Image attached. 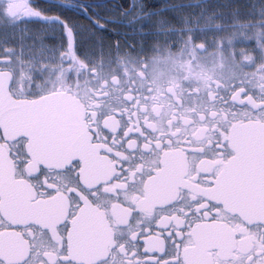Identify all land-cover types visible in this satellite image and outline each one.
Returning a JSON list of instances; mask_svg holds the SVG:
<instances>
[{"label":"snow or ice","instance_id":"1","mask_svg":"<svg viewBox=\"0 0 264 264\" xmlns=\"http://www.w3.org/2000/svg\"><path fill=\"white\" fill-rule=\"evenodd\" d=\"M0 264H264V0H0Z\"/></svg>","mask_w":264,"mask_h":264}]
</instances>
